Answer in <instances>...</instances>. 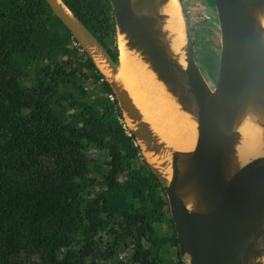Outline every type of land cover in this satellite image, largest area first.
I'll use <instances>...</instances> for the list:
<instances>
[{"label":"trees","instance_id":"1","mask_svg":"<svg viewBox=\"0 0 264 264\" xmlns=\"http://www.w3.org/2000/svg\"><path fill=\"white\" fill-rule=\"evenodd\" d=\"M63 1L117 62L110 1ZM0 264H184L110 84L46 0H0Z\"/></svg>","mask_w":264,"mask_h":264},{"label":"water","instance_id":"2","mask_svg":"<svg viewBox=\"0 0 264 264\" xmlns=\"http://www.w3.org/2000/svg\"><path fill=\"white\" fill-rule=\"evenodd\" d=\"M46 1L110 84L123 122L167 195L184 264H264V0H213L220 31L215 85L195 60L180 0L184 43L178 49L168 27L171 0H109L117 62L63 0ZM120 38L162 97L194 123L188 149L161 136L119 77ZM246 126L259 152L243 159L240 149L252 137Z\"/></svg>","mask_w":264,"mask_h":264},{"label":"bare ground","instance_id":"3","mask_svg":"<svg viewBox=\"0 0 264 264\" xmlns=\"http://www.w3.org/2000/svg\"><path fill=\"white\" fill-rule=\"evenodd\" d=\"M167 13L170 16L168 27L177 34L175 48L178 49L184 41L180 6L177 0L169 2ZM118 45L120 49L119 77L144 112L146 119L170 145L181 149L191 147L195 140L194 123L175 110L174 106L162 97V91L152 80V75L146 71L145 65L125 48L123 38L119 39ZM244 133L252 136L250 141L243 143L240 149L242 158L247 159L259 151L252 128L246 126Z\"/></svg>","mask_w":264,"mask_h":264},{"label":"flooded vegetation","instance_id":"4","mask_svg":"<svg viewBox=\"0 0 264 264\" xmlns=\"http://www.w3.org/2000/svg\"><path fill=\"white\" fill-rule=\"evenodd\" d=\"M184 13L187 17L190 31L194 40V57L199 65V67L202 70V73L205 75L206 79L211 81L212 84H216L217 81V75L216 78H213L211 74L208 73V71L205 69V66L202 64H199L200 55H203L205 57V54L203 52L206 50L208 52H211V54L216 56V59L219 60L220 56V31L217 23H211L210 21L201 20L200 22H195L193 20V17L190 14V11L188 9V3L186 0H180ZM193 2H196L199 7L205 8L209 11H212L214 9V2L212 0H192ZM199 1V2H198ZM200 3V4H199ZM213 29H217V33H215ZM197 41L199 44H197ZM216 45L213 48L212 46ZM204 70V71H203Z\"/></svg>","mask_w":264,"mask_h":264},{"label":"rangeland","instance_id":"5","mask_svg":"<svg viewBox=\"0 0 264 264\" xmlns=\"http://www.w3.org/2000/svg\"><path fill=\"white\" fill-rule=\"evenodd\" d=\"M186 1L188 3V9L190 11V14L195 22H200L201 20L203 21L206 19L207 21L216 24L214 9L212 11H209L205 8L199 7V5L196 2H193L192 0H186ZM212 30L215 33H217V29L212 28ZM197 44H199L198 41ZM215 46L216 45L212 47L217 48ZM208 53L209 52L206 50L203 52V54L205 55H208ZM199 64L200 65L203 64L205 66V69L208 71L209 74H211L213 78H216V75L218 76L219 60L216 59L215 55L211 54V56L208 57H203V55H200Z\"/></svg>","mask_w":264,"mask_h":264}]
</instances>
